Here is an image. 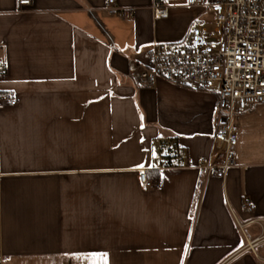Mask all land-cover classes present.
<instances>
[{
  "label": "crops",
  "instance_id": "crops-1",
  "mask_svg": "<svg viewBox=\"0 0 264 264\" xmlns=\"http://www.w3.org/2000/svg\"><path fill=\"white\" fill-rule=\"evenodd\" d=\"M19 1L0 0V264H264V103L236 118L237 165L206 177L199 160H223L217 95L131 77L152 44L215 14L186 0L158 19L159 0H116L131 15L108 0Z\"/></svg>",
  "mask_w": 264,
  "mask_h": 264
},
{
  "label": "built area",
  "instance_id": "built-area-1",
  "mask_svg": "<svg viewBox=\"0 0 264 264\" xmlns=\"http://www.w3.org/2000/svg\"><path fill=\"white\" fill-rule=\"evenodd\" d=\"M159 0L153 6L154 18L166 17L169 7ZM188 5H204L215 14L214 33L195 21L181 41L155 42L147 52V63H134L131 77L139 84L159 78L196 90L217 95L213 141L223 160L212 162L202 157L198 169L203 176L225 178L237 165L235 148L238 142L236 118L239 114L264 103V0H186ZM20 5L30 0H20ZM107 10L114 15L133 14V9L108 0ZM2 69L5 63H0ZM12 104L17 99L5 95ZM140 181L155 185L145 170ZM255 205L246 201L243 208L252 211Z\"/></svg>",
  "mask_w": 264,
  "mask_h": 264
},
{
  "label": "snow or ice",
  "instance_id": "snow-or-ice-1",
  "mask_svg": "<svg viewBox=\"0 0 264 264\" xmlns=\"http://www.w3.org/2000/svg\"><path fill=\"white\" fill-rule=\"evenodd\" d=\"M138 167L143 168V165H138ZM96 256L101 258L100 261L96 260ZM78 258H80L78 256ZM84 259H91L93 264H107V253H100V254H91V256H83Z\"/></svg>",
  "mask_w": 264,
  "mask_h": 264
},
{
  "label": "rangeland",
  "instance_id": "rangeland-1",
  "mask_svg": "<svg viewBox=\"0 0 264 264\" xmlns=\"http://www.w3.org/2000/svg\"><path fill=\"white\" fill-rule=\"evenodd\" d=\"M197 19L201 20L202 26H206L211 32L214 33V28L216 27V22L213 19H204L203 17H198Z\"/></svg>",
  "mask_w": 264,
  "mask_h": 264
},
{
  "label": "trees",
  "instance_id": "trees-1",
  "mask_svg": "<svg viewBox=\"0 0 264 264\" xmlns=\"http://www.w3.org/2000/svg\"><path fill=\"white\" fill-rule=\"evenodd\" d=\"M158 177H159V174L157 173V175H156V179H158Z\"/></svg>",
  "mask_w": 264,
  "mask_h": 264
}]
</instances>
